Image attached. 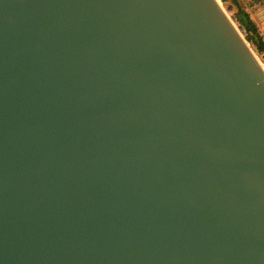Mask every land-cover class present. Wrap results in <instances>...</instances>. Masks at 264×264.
Segmentation results:
<instances>
[{
	"label": "water",
	"instance_id": "95a60500",
	"mask_svg": "<svg viewBox=\"0 0 264 264\" xmlns=\"http://www.w3.org/2000/svg\"><path fill=\"white\" fill-rule=\"evenodd\" d=\"M0 264H264V67L218 0H0Z\"/></svg>",
	"mask_w": 264,
	"mask_h": 264
},
{
	"label": "built area",
	"instance_id": "2783aa9c",
	"mask_svg": "<svg viewBox=\"0 0 264 264\" xmlns=\"http://www.w3.org/2000/svg\"><path fill=\"white\" fill-rule=\"evenodd\" d=\"M218 2L222 5L225 11L226 7H231L229 12L234 17V23H237L243 33L246 35L245 29L239 24L235 17L238 8H240L247 18L253 23L257 34L264 42V0H236L237 5H234L232 0H218ZM229 12H227L228 15Z\"/></svg>",
	"mask_w": 264,
	"mask_h": 264
},
{
	"label": "trees",
	"instance_id": "16d2710c",
	"mask_svg": "<svg viewBox=\"0 0 264 264\" xmlns=\"http://www.w3.org/2000/svg\"><path fill=\"white\" fill-rule=\"evenodd\" d=\"M232 2L234 5H237L236 0H232ZM235 17L237 21L239 22V24L246 31L245 39L249 41L250 43H252L259 53L264 54V42L261 40V38L257 34L253 23L247 18V16L241 11L240 8H238V11Z\"/></svg>",
	"mask_w": 264,
	"mask_h": 264
},
{
	"label": "rangeland",
	"instance_id": "374dc122",
	"mask_svg": "<svg viewBox=\"0 0 264 264\" xmlns=\"http://www.w3.org/2000/svg\"><path fill=\"white\" fill-rule=\"evenodd\" d=\"M230 8L231 7H228V8L226 7V11L229 12ZM229 15L232 18V20L235 22L234 17L230 14V12H229ZM236 26L239 28V30L242 33V35L245 37V34L243 33V31L241 30V28L239 27V25L237 23H236ZM248 44L250 45V47L254 51L255 55L257 56L258 60L262 63V65L264 67V54L263 53H259L256 50L255 46L252 43H250L249 41H248Z\"/></svg>",
	"mask_w": 264,
	"mask_h": 264
}]
</instances>
